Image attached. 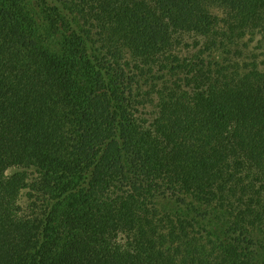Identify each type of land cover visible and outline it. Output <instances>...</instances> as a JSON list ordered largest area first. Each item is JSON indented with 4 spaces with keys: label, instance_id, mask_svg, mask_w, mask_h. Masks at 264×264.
I'll list each match as a JSON object with an SVG mask.
<instances>
[{
    "label": "trees",
    "instance_id": "16d2710c",
    "mask_svg": "<svg viewBox=\"0 0 264 264\" xmlns=\"http://www.w3.org/2000/svg\"><path fill=\"white\" fill-rule=\"evenodd\" d=\"M0 264H264V0H0Z\"/></svg>",
    "mask_w": 264,
    "mask_h": 264
},
{
    "label": "rangeland",
    "instance_id": "374dc122",
    "mask_svg": "<svg viewBox=\"0 0 264 264\" xmlns=\"http://www.w3.org/2000/svg\"><path fill=\"white\" fill-rule=\"evenodd\" d=\"M23 199H25V198H23Z\"/></svg>",
    "mask_w": 264,
    "mask_h": 264
}]
</instances>
